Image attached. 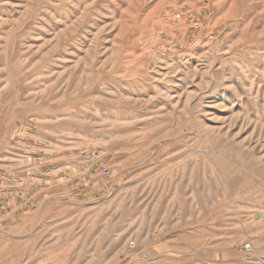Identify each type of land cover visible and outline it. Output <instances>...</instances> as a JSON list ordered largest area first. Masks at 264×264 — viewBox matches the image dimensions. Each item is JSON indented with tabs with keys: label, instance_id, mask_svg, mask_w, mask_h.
Listing matches in <instances>:
<instances>
[{
	"label": "rangeland",
	"instance_id": "rangeland-1",
	"mask_svg": "<svg viewBox=\"0 0 264 264\" xmlns=\"http://www.w3.org/2000/svg\"><path fill=\"white\" fill-rule=\"evenodd\" d=\"M0 264H264V0H0Z\"/></svg>",
	"mask_w": 264,
	"mask_h": 264
}]
</instances>
